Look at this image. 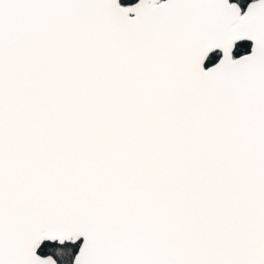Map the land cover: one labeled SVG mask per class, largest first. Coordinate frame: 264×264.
Here are the masks:
<instances>
[{"label": "snow or ice", "instance_id": "1", "mask_svg": "<svg viewBox=\"0 0 264 264\" xmlns=\"http://www.w3.org/2000/svg\"><path fill=\"white\" fill-rule=\"evenodd\" d=\"M0 264H264V0H0Z\"/></svg>", "mask_w": 264, "mask_h": 264}, {"label": "trees", "instance_id": "2", "mask_svg": "<svg viewBox=\"0 0 264 264\" xmlns=\"http://www.w3.org/2000/svg\"><path fill=\"white\" fill-rule=\"evenodd\" d=\"M127 2V0H121V3H126Z\"/></svg>", "mask_w": 264, "mask_h": 264}, {"label": "water", "instance_id": "3", "mask_svg": "<svg viewBox=\"0 0 264 264\" xmlns=\"http://www.w3.org/2000/svg\"><path fill=\"white\" fill-rule=\"evenodd\" d=\"M251 42H249V44H250Z\"/></svg>", "mask_w": 264, "mask_h": 264}]
</instances>
